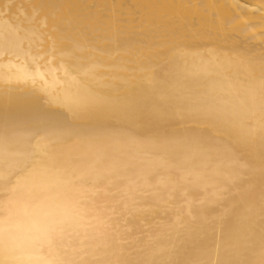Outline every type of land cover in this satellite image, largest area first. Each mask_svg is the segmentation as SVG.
Masks as SVG:
<instances>
[{"label":"bare ground","instance_id":"6f19581e","mask_svg":"<svg viewBox=\"0 0 264 264\" xmlns=\"http://www.w3.org/2000/svg\"><path fill=\"white\" fill-rule=\"evenodd\" d=\"M0 237L9 264H262L264 0H0Z\"/></svg>","mask_w":264,"mask_h":264},{"label":"snow or ice","instance_id":"6c2138e0","mask_svg":"<svg viewBox=\"0 0 264 264\" xmlns=\"http://www.w3.org/2000/svg\"><path fill=\"white\" fill-rule=\"evenodd\" d=\"M142 104H143V101H131V102L125 103L122 107L125 111L135 114L140 109ZM73 115H75V112L73 113ZM40 123L45 132L51 129L54 134H70V132L66 129L65 130L56 129L54 127V122L50 121L48 118H42ZM56 231H57V228L55 225H53L47 230L46 234L49 237H51L53 234H55ZM0 245H4L5 247L7 246V242L2 237H0ZM0 264H9V262L0 260ZM127 264H134V262H127ZM177 264H182V262H177ZM223 264H240V262L236 260L227 259L223 261ZM262 264H264V262H262Z\"/></svg>","mask_w":264,"mask_h":264}]
</instances>
